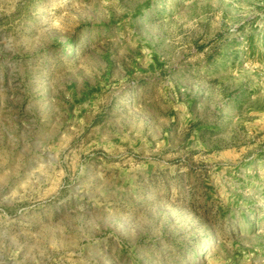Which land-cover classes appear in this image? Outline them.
Here are the masks:
<instances>
[{
  "label": "rangeland",
  "instance_id": "1",
  "mask_svg": "<svg viewBox=\"0 0 264 264\" xmlns=\"http://www.w3.org/2000/svg\"><path fill=\"white\" fill-rule=\"evenodd\" d=\"M0 264H264V0H0Z\"/></svg>",
  "mask_w": 264,
  "mask_h": 264
}]
</instances>
